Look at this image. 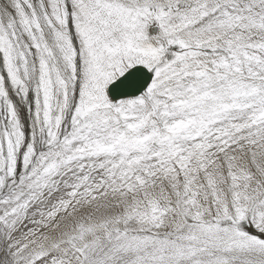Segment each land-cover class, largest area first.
<instances>
[{
  "label": "snow or ice",
  "instance_id": "snow-or-ice-1",
  "mask_svg": "<svg viewBox=\"0 0 264 264\" xmlns=\"http://www.w3.org/2000/svg\"><path fill=\"white\" fill-rule=\"evenodd\" d=\"M0 264H264V0L0 2Z\"/></svg>",
  "mask_w": 264,
  "mask_h": 264
},
{
  "label": "bare ground",
  "instance_id": "bare-ground-1",
  "mask_svg": "<svg viewBox=\"0 0 264 264\" xmlns=\"http://www.w3.org/2000/svg\"><path fill=\"white\" fill-rule=\"evenodd\" d=\"M0 2H3V0H0ZM150 31H152V30L150 29Z\"/></svg>",
  "mask_w": 264,
  "mask_h": 264
}]
</instances>
